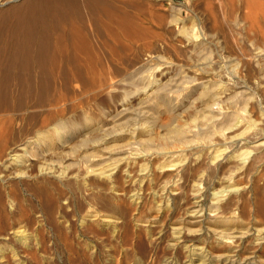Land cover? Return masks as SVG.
<instances>
[{"label": "bare ground", "instance_id": "6f19581e", "mask_svg": "<svg viewBox=\"0 0 264 264\" xmlns=\"http://www.w3.org/2000/svg\"><path fill=\"white\" fill-rule=\"evenodd\" d=\"M199 1L187 0L185 10L174 0H0V8L8 4L0 9V20L6 18L0 25V264L38 261L47 248L44 224L51 234L71 232L78 219L82 234L93 220L110 217L108 240H120L123 216L104 207L102 194L120 205L131 191L132 215L149 223L150 242L157 248L170 224L173 238L166 246L185 250L182 264H250L237 259V250L225 254L213 242L209 250L186 244L184 227H176L182 222L173 219L184 210L181 220L197 227L186 226L189 233L202 232V207L184 208L187 201L179 199L188 197L189 181L194 192L212 185L206 228L218 235V245L242 239L249 231H226L241 225L242 200L264 168V0H206L202 14ZM188 10L192 14L183 16ZM217 17L227 25L222 41L208 36L203 24V18ZM207 45L214 48L207 52ZM119 86L125 89L120 106L91 115L101 93L115 102L111 93ZM29 104L43 108L35 112L40 120L21 115ZM5 112L11 113L8 121ZM25 118L33 135L11 141L9 130ZM57 143L70 148L56 153ZM239 173L252 180L248 190L230 182ZM213 177L218 185L229 183L217 189ZM44 180L51 190L46 204L56 210L34 216L15 187L25 184L41 200L44 185H32ZM167 184L170 192L162 196ZM75 194L83 199L77 210L70 209ZM149 202L156 216L147 214ZM256 231L253 249L264 255L263 230ZM163 262L178 264L176 258Z\"/></svg>", "mask_w": 264, "mask_h": 264}, {"label": "rangeland", "instance_id": "374dc122", "mask_svg": "<svg viewBox=\"0 0 264 264\" xmlns=\"http://www.w3.org/2000/svg\"><path fill=\"white\" fill-rule=\"evenodd\" d=\"M204 1H206V0H201L198 2V11L201 14L203 13ZM215 2H216V0H215ZM174 4H176V8L185 9V6L187 4V0H174ZM7 6H8V4L5 6H2V8H0V9L6 8ZM185 10H187V9H185ZM216 10H217V8H216ZM186 12L190 15L192 14L188 10V11H184L183 16H187ZM203 19H204L203 24L206 26V28L208 30L207 35L210 36L212 34L214 36V38L219 36L218 40L222 41L223 37H225L226 33H227V25H226L225 21L222 20L221 17H217L216 19H218V20L210 19V18H203ZM5 22H6V18H3L2 20H0V25L5 24ZM187 23L189 24L190 22L187 21ZM216 25H217V27H216ZM215 27H216V30H215ZM208 28H210V29H208ZM196 29L194 31L195 32V41H199L203 37L200 34L201 32H199L198 27ZM263 29H264V26H263ZM217 31H219V32H217ZM184 37L185 36L184 35L182 36V34H181V36L179 35V37H178V38H180V40H182L181 42L183 44H185V42H186ZM181 42H179L178 44H181L180 46H184V45H182ZM207 46H206L207 52L210 49L214 48V46L213 47L208 46L209 47V49H208ZM206 51H203V52H206ZM213 51L214 50H212V52ZM222 62H221V64H225L224 63L225 60H223ZM225 66H227V65H225ZM220 79L223 81V83L229 82V80L225 77H222ZM55 87H56V91L58 92L60 89V85L58 84V82L55 84ZM123 91L125 93V89H123L122 87L120 89V86H119L115 92L111 93L115 96V102H117V103L111 101L110 94H108L106 92L101 93L100 94L101 96H99L98 101L95 103V106H93L91 108V111H90L91 115L94 114V116H96L99 113V109L102 107H103V109H106V110L108 108L113 109V105L116 104L115 107L118 108L120 106V104L122 103L121 98H122V96H124ZM129 98H132L131 100H133L134 102H135V100H137V99H134V97H132V96H129L128 99ZM129 101H130V99H129ZM109 104H111V105H109ZM187 105L189 106V103H187ZM191 108L192 107H189V110ZM37 109H39V110H37ZM22 111H23V114H21L22 116H28L31 113L38 116L39 114L37 115V113H35V112L44 111V110L41 107L40 108L38 107L35 109L34 107L31 106V104H29ZM3 114L6 115L5 119L8 121L9 112H5ZM40 117H41V115H39L37 117V120H40ZM19 118H20V116H19ZM20 121L22 122L21 125L15 124L17 127H14L13 130L12 129L9 130V137H10L11 141H14V140L15 141H21L24 139V137L25 138L28 137L26 135L31 136V134L33 132V129L31 127H29L28 124H25L27 121L26 118L24 120L20 119ZM77 136H78L77 138H73L72 141L68 142V144L70 146L72 144H74V142H77L78 139H80L79 137H81V136L80 135H77ZM218 139L221 140L222 137H218ZM57 144L58 145L53 150L56 153L61 150L60 148H62V150H66V149L69 150L68 148H70V146L67 143H64L67 145V146H65L66 148L61 147V143H57ZM232 147L233 146H231V148ZM175 154H176L175 156L178 157L180 153H175ZM210 162L211 161H209V163ZM212 163H211V165H212ZM261 172H260V174L262 176L260 174L258 175L260 178L255 177L258 180H256L254 178L256 180V181H254V179H253V181H254L253 183L255 184L253 187L254 188L253 192L252 191L248 192L249 195H247L248 193H246V196L248 198L246 197L242 200L241 208H243L242 210H243L244 215H243L242 220H241L242 222L238 220L239 224H241V225H236L235 227H231L228 231H226V232L231 233L235 236H240L239 232H244V231H247V232L249 231V232L246 233L247 235L246 234L243 235L244 237L242 239H238L233 243H224V244L220 243L219 245L217 242L218 241L221 242V240H219L220 238L218 237V235L213 233V231H211L210 229L206 228V222L209 220L207 218H210L211 216H209V215L213 214L209 211V205L211 203L210 198L212 196V192L215 189L213 188L212 185H210V187H205L206 189L202 188L200 191L194 192V191L190 190L191 189L190 186H192L191 184H193L194 181H189L188 184H190V186H188V188H186L187 193L189 192L188 197H186V198L181 197V199H179V200H181L180 202L187 201V204L184 205V208L188 207L190 204L194 205L196 209L202 207V209H203L202 213H204L206 222H204L202 220V223H203V224L201 223L202 228H203L202 232H196V234L195 233L190 234L188 229H186V228L187 227L188 228H197L196 226H194L195 223H192L191 220L188 221V219H182L181 220V217L184 218V215H182V214H184V210H179L178 212L176 211V214L174 215L173 219H175V220L178 219L177 220L178 223L182 222V224L181 223L177 224L176 227H179V225L181 227H184L182 229V231L185 230V232L183 233V236L188 237V239H189V240L185 241V243L188 245L193 243V246H196V245L199 247L203 246L206 250H209L210 247L208 248L207 245H209L211 242H213V244L215 246H217V247L220 246L219 247L220 252H222V253L230 254L232 251L237 250V253L239 252V255H240L239 257H237L238 260H240L243 257H246L250 264H264V255H259L260 253L257 252L255 249H253L254 244H255L254 242H256L254 240V238L256 237V234H257L256 230H263L260 233H261V236H264V222L261 221L262 216L264 217V168L261 170ZM240 174L241 173L237 174V176L235 175L234 176L235 178L230 180V182L232 181V182H234V184L236 183L235 184L236 187H237V185H238V187L246 186L245 189L248 190L249 186H251V184H252L251 183L252 180L250 179V177H247V176H245L246 178L244 179V175L241 176ZM49 176L53 177L52 173L51 174L49 173ZM213 180L214 181H212L210 179L211 184L214 182L217 183V181H218V179L215 177H213ZM227 182L229 183V181H227ZM228 183L223 182L221 185H218V183H217L214 187L218 189V188H220V186L226 185ZM39 185H41V186L44 185L42 187V188H44L42 191L43 197L40 198L42 201L39 200V198H37L36 196L32 195L31 189H30V191H28L27 186L25 184L18 183V185L15 187V190H17L18 194H20L21 197H23L24 199H26V198L28 199L27 203H26V201L23 200L22 204L24 203V206L28 210H31L30 212L35 211L34 216H37L36 214H38V212H44V213L49 214L50 211L53 212L54 210H56V208H54L50 204H46L47 203L46 197H48L50 195V191H51V190H49L50 189V183L48 181L44 180L43 182H39V184L32 185V187L39 186ZM58 185L59 184H57V186ZM60 186L63 189L67 190V188H64V186H62L61 184H60ZM168 187H170L169 184H167L166 188L163 189L164 192L161 191L162 196H166V193L168 194L170 192ZM1 190H3V188ZM34 190H35V188H34ZM173 192H176V191H173ZM183 192H184V190L180 189L181 195L183 194ZM134 193H135V191L129 192V194H128L129 196L128 195L126 196V198H127L126 201L120 202L119 203L120 205H115V203H114L115 201H113L112 198L109 197L110 198L109 199L108 197H106L103 194H102V197H104V198L101 197L103 199V201L101 198H99V201L101 199V203L103 205H105L104 207H106L109 211L110 210L114 211V209H115L114 212L117 213L116 215L121 214L123 216V218H121V219L124 220V222H125V228H124L125 232L121 236L120 240H118V241L108 240L109 236H111L110 234L113 231V227L111 224L113 222V219H111L110 217L108 218V217L100 216L101 218L99 217L98 218L99 220L97 219V222H96V220H93L94 226L93 225L87 226L86 231H85L86 233L82 231L83 235L80 233L81 222L78 219H74V221L76 220L75 221L76 225L73 226V229L71 230V232H68V231L60 228V230L56 231L54 234H51V233H49L51 231L50 226L47 224H44V229L48 232L47 237H46L47 238L46 239V241H47L46 251H40L39 252V256L37 259L39 262L32 259L33 260V261L31 260L32 263L28 262L27 264H34V263L35 264H164L163 260L166 258H172V259L176 258L177 263L182 264V262L184 261V258H185L184 257L185 250L183 249L184 250L183 251L181 249L182 251H180V252L178 251V253H174V251H172L171 249H169L168 246H166L167 244H170L172 242L171 239L173 238L172 237V226L170 224L168 225V227L164 231L166 233V235H164L162 241L159 240L160 244L157 245V248H156L154 243L150 242V239H149L150 236H148L150 234L148 231V230H150L149 229L150 225H148L149 223H147V221H144L145 219H141V221H139V220H137L138 218L135 219V217L132 215V207L134 206L132 204L134 202L133 201L134 197H132V196L130 197V195H133ZM205 193H206V195H205ZM72 198H73L72 207L70 209H72V208L76 209V210L79 209V207H81L80 203L83 201V199H81L78 194H75L74 196L72 195ZM254 198H255V200H254ZM222 199L225 200L224 198H222ZM64 202H65L64 199H62L60 203H64ZM110 205H112V206L110 207ZM64 206H65V204H64ZM148 206L147 207H148V209L150 208V210L148 211L147 214L149 216H156L157 212L155 210V207L153 206V203L149 202ZM7 208H10L8 203H7ZM111 208H114V209H111ZM250 212H251V214H250ZM17 215H20V214L18 213ZM234 216H235V214H234ZM253 217H255L256 220H258L256 223H253V221H254L252 219ZM60 219H61V217H59V220ZM62 220L64 221L65 219L62 218ZM106 222H107V224H106ZM64 223H67V222H64ZM242 230H244V231H242ZM92 231H95V232L92 233ZM233 232H235L236 234ZM200 233H203V234H200ZM84 234H86V235H84ZM66 237H67V239H65ZM189 237H193V238H189ZM249 239H250V241H249ZM231 240L232 239H229V241H231ZM134 241H136V246H135V248H131L132 247L131 242H134ZM223 241H225V239H223ZM153 242H155V241H153ZM257 242H259V241H257ZM260 242H263V244H264V238L261 239ZM244 244H246V246H248L249 249H247L245 251L242 250L243 248H241V247ZM89 245H91V246H89ZM93 245H95V246L93 247ZM113 247L116 248L115 252L111 251L113 249ZM225 247H226V249H225ZM128 248H130V249H128ZM122 249L123 250L128 249L129 250V251L127 250L128 255H124L123 257H121V259H119L120 261L119 260L116 261L115 257L117 258L119 252L120 253L123 252ZM119 257H120V255H119Z\"/></svg>", "mask_w": 264, "mask_h": 264}]
</instances>
